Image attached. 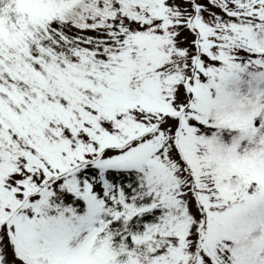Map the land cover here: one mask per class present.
<instances>
[{"label": "snow or ice", "instance_id": "1", "mask_svg": "<svg viewBox=\"0 0 264 264\" xmlns=\"http://www.w3.org/2000/svg\"><path fill=\"white\" fill-rule=\"evenodd\" d=\"M0 264H264V0H0Z\"/></svg>", "mask_w": 264, "mask_h": 264}]
</instances>
